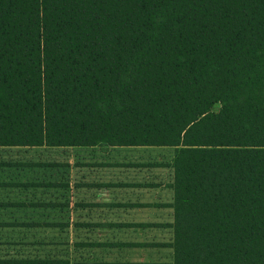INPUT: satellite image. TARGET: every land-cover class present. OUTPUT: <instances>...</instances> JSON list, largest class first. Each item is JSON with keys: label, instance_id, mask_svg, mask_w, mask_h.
Segmentation results:
<instances>
[{"label": "trees", "instance_id": "16d2710c", "mask_svg": "<svg viewBox=\"0 0 264 264\" xmlns=\"http://www.w3.org/2000/svg\"><path fill=\"white\" fill-rule=\"evenodd\" d=\"M12 148L60 155L28 163L54 189L112 157L169 169L171 264H264V0H0Z\"/></svg>", "mask_w": 264, "mask_h": 264}, {"label": "crops", "instance_id": "0c3cea01", "mask_svg": "<svg viewBox=\"0 0 264 264\" xmlns=\"http://www.w3.org/2000/svg\"><path fill=\"white\" fill-rule=\"evenodd\" d=\"M33 149L37 148L2 150L7 154L14 151V154L28 155ZM40 152L49 162L53 160L52 150ZM68 158L69 153H63V159ZM2 159L0 264H38V257L47 259L55 255L69 260L70 264L172 263L173 252L167 246L172 238L167 225L173 221L171 204L174 198L169 169L160 165L131 168L120 164L123 160L115 157H112L117 162L114 164L102 160L105 164L100 167L77 169L78 188L75 189L70 181L67 190L72 193L73 201L71 204L70 198L66 201L69 204L67 215L70 210L77 211V215L68 217L66 222L70 226L62 231L67 232L78 223L77 238L69 242L66 236L64 239L68 241L54 248L55 216L50 206L59 202L52 198L58 189L52 184V166L38 167L46 175L49 172L45 184L39 186L30 177V171L35 168L28 164L31 160L24 157L19 161ZM86 159L89 161L90 157ZM34 161L38 162L36 156ZM167 172L169 177H165ZM39 188L52 193L51 199L37 201ZM38 230L49 234L38 239Z\"/></svg>", "mask_w": 264, "mask_h": 264}, {"label": "rangeland", "instance_id": "374dc122", "mask_svg": "<svg viewBox=\"0 0 264 264\" xmlns=\"http://www.w3.org/2000/svg\"><path fill=\"white\" fill-rule=\"evenodd\" d=\"M218 107L216 106V109ZM41 150H45V149H41ZM57 152H62V149L60 150H55ZM69 150H64V152H68ZM9 152V151H8ZM63 152V153H64ZM15 152L14 151H10L9 154H7L6 152H4L3 150L0 149V160H3L2 158L6 159L7 161L11 160L12 158L15 159L17 161H19V158H25L26 160H31V161H34V157L36 156L37 157V160L38 162H47L49 163L50 160L46 159L45 155L42 154L40 152V150L38 149H33V150H30V154L28 155H25V154H14ZM70 154V158L73 156H71V152H68ZM58 157H61L60 155H53V159L54 158H58ZM63 158V157H62ZM62 160H65V159H62ZM61 159H57L56 161H62ZM35 162V161H34ZM53 162V160L51 161ZM19 168V167H17ZM52 178H54V181L58 182V183H62L64 182V180H62V176L64 173V170L62 167H52ZM49 172H47V175L45 174V171L44 170H40V168L38 167H35L33 168L31 171H30V174H31V179L36 181L37 184L39 186H43V184L45 183V180L46 178L49 176L48 175ZM72 175V178H70V181L72 182V184L75 186V183H74V180H75V174L72 172L71 173ZM165 177H169V172H167L165 174ZM58 178V179H57ZM42 188H39V191L37 193V201H43L46 199L47 200H50L51 199V196L52 193H50L48 190L46 191H40ZM57 192L56 194H54V196L52 197L53 200H55L56 202H59V203H64L67 201V198H70V204L72 203L71 201H73L72 199V193L69 192V190H62L61 188H58V189H55ZM44 192V193H43ZM49 192V193H48ZM76 200V199H75ZM72 206V205H71ZM71 208V207H70ZM45 212V211H44ZM77 215V211H71L70 210V213L67 215V211L63 212L61 215H60V218L61 219H57L56 222H60L62 224H67V220H68V217L69 216H72L73 218H75V216ZM55 218H59V216H55ZM63 219V220H62ZM50 221V219H49ZM65 224V225H66ZM64 225V226H65ZM74 227H75V224H73ZM73 225L71 226V229L68 230L67 232L65 233H62V231H65L63 230L64 226H59L58 225V228L59 230H55L54 229V236H55V239H53V243H54V248H56L57 246H61L64 242H67L68 240H65L64 238L66 236H68L69 238V242H72V240L74 241L76 238H77V234L75 232V229L73 228ZM46 234H49L45 231H39L37 232V235H38V239H40L41 237H46ZM71 244V243H70Z\"/></svg>", "mask_w": 264, "mask_h": 264}]
</instances>
